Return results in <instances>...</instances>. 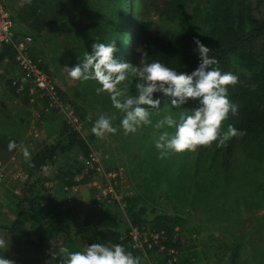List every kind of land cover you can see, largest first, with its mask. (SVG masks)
I'll return each mask as SVG.
<instances>
[{
  "label": "rangeland",
  "instance_id": "374dc122",
  "mask_svg": "<svg viewBox=\"0 0 264 264\" xmlns=\"http://www.w3.org/2000/svg\"><path fill=\"white\" fill-rule=\"evenodd\" d=\"M8 1L14 6L22 0ZM0 2L14 18L7 0ZM239 2L245 11L247 27L264 21V0ZM169 3L170 0H109L106 3L107 16L111 18L116 13V22L105 33H99L98 26L87 19L78 20L80 11L75 9L72 17L67 16L64 26L48 29L41 38L34 39L33 54L56 81L67 110L78 118L82 117L81 136L89 153H96L98 162L91 170L95 173L92 172L90 182H82L90 172L85 174L84 171L71 178L77 167L84 165L86 154L82 150L76 147L56 157L54 164L41 173L44 191L37 194L38 201L32 204L36 209L30 214L37 209L58 205L71 218L87 223L88 233L111 229L120 232L123 239L131 228L126 217L125 199L133 198L136 200L135 212L141 211L148 219L175 216L183 220L185 234L190 239L187 245L190 250L186 251L190 264H264V161L246 155L241 135L228 139L229 166L225 171L219 167L220 157L212 170L204 158H200V149H204L207 156L209 145L161 158L154 147L152 126L125 135L119 129L120 114L112 107L108 94H97V82L72 80L62 68L82 60L85 51L91 52L93 43L112 41L117 49L116 57L138 64L148 45L157 47L158 36L175 28L161 16ZM205 7L206 0H187L186 14L192 19L195 8L202 11ZM71 22H76L74 28L77 32L70 28ZM197 28H201L200 22ZM262 52L264 33L245 46L235 59L228 60L226 72L238 77L237 83L229 86L230 92L254 89L260 72L264 78V68L252 73L235 64L237 59L252 63ZM13 75V71L1 70L0 73V141L4 147H0V224L9 223L14 218L16 198L23 187L29 162L23 156L24 150L27 149L32 157L46 145L65 143L69 131L64 115L48 108L43 101L35 100L33 106L28 107L21 105L7 83L8 77ZM129 79L132 83L122 82L121 87L127 86L126 94H134L135 77ZM237 105V113L230 112L222 122L221 133L226 132L229 125L238 123L242 103ZM182 107L187 109L185 105ZM180 111V108L173 109L166 100L159 110L153 112L151 119L154 124L168 114L178 118ZM113 113H116L113 124L118 128L117 133L97 138L91 132L95 120L100 114ZM10 141L16 143L12 150L8 148ZM103 169L118 174L113 199L105 190L108 182L102 175ZM211 174L218 177L213 179ZM44 226L42 222L36 225V229L41 231ZM0 238L9 241L8 248L0 250V254L15 264H54L27 246L20 236L0 229ZM119 244L129 251L128 245ZM85 248V245L74 244L70 251Z\"/></svg>",
  "mask_w": 264,
  "mask_h": 264
},
{
  "label": "trees",
  "instance_id": "16d2710c",
  "mask_svg": "<svg viewBox=\"0 0 264 264\" xmlns=\"http://www.w3.org/2000/svg\"><path fill=\"white\" fill-rule=\"evenodd\" d=\"M109 0H22L26 4L28 17L32 20L31 26L34 28L32 34H22L15 28V37H30L32 44L34 39H39L45 35L46 30L56 26H64L68 15L73 16L75 9H79V19H84L98 26L99 33L108 32L110 25L115 23L116 13L108 18L106 12V3ZM187 0H170L168 6L161 13L166 20L175 26L172 31H166L159 35V44L157 47L148 45L146 60H159L168 67L179 71L191 73L198 66V55L193 51L195 45L193 38H198L208 46L213 56L218 61L216 65L221 71L226 72L227 62L230 58L235 59L241 50L249 45L258 36L264 33V21L257 24L244 23L245 11L239 0H206L204 10L195 8L193 18L189 19L186 14ZM120 15V14H119ZM201 17V18H200ZM13 18V17H12ZM14 20V19H13ZM249 19H247V22ZM200 22L201 28L198 29ZM76 22H71L70 28L75 30ZM247 27V28H245ZM77 32V30H75ZM93 36H98L94 34ZM33 47L30 48V57L33 61H39L40 69L48 73L41 60L33 54ZM15 52L10 46H3L0 49V73L15 70ZM235 64L246 71H255L264 68V52H262L252 63H244L235 60ZM3 68V69H2ZM261 72L257 75L256 86L252 90H241L230 92L228 97L230 101L242 103L239 110L240 118L238 123L232 124L234 128L244 132L241 135L243 148L246 155H254L259 161H264V78ZM14 77H8L7 83L11 87V94L20 101L21 105L28 107L33 106L30 103L29 86L23 90L17 91L18 86H13ZM167 98L161 99V105ZM196 102L189 100L185 106L187 109L195 107ZM155 110H153L154 112ZM77 116V115H76ZM82 121V117H79ZM68 126V125H67ZM69 130L66 134V142L55 143L42 147L34 154L26 165L25 181L16 198L15 214L12 221L6 224H0V229L10 235L20 236L27 246L37 251L40 255L51 263L59 264L60 258L65 257L62 248L67 247L69 250L74 244L91 245L93 243L119 244L128 245V233L122 239L120 232L111 229H102L96 233H88V224L80 223L71 218L62 211L58 205H53L48 209L35 210L33 214V205L38 201L37 194L44 191V182L41 177L42 171L49 165L54 164L55 158L64 153L73 151L76 147L82 150L86 155L84 165L77 167L73 176L80 175L85 171L88 176L81 181L91 180L90 177L95 173L87 170L85 162L88 160L89 151L81 132ZM0 141V147H2ZM208 155L204 154V149H200L199 156L203 157L207 166L212 170L216 160L220 157L222 171L227 170L229 166L228 155L230 152L229 140L224 145L217 147V142L208 146ZM94 172V173H92ZM213 179L218 177L217 174H211ZM125 212L131 227L143 229L145 231L161 233V247L164 251L173 249L178 251L179 259L176 264H190V258L187 257L186 251L190 239L187 238V231L184 230L183 220L175 216H156L148 219L141 214V211L135 212V202L133 198L125 199ZM33 204V205H32ZM40 215L36 217V215ZM44 222L43 229L37 230L36 225ZM130 230V229H129ZM129 246V245H128ZM134 256L141 258V264H167V257L163 251H159L158 245L151 248L129 249Z\"/></svg>",
  "mask_w": 264,
  "mask_h": 264
},
{
  "label": "clouds",
  "instance_id": "9594fccd",
  "mask_svg": "<svg viewBox=\"0 0 264 264\" xmlns=\"http://www.w3.org/2000/svg\"><path fill=\"white\" fill-rule=\"evenodd\" d=\"M193 43L199 63L191 73L178 72L159 60L148 61L145 59L147 52L143 53L138 64L133 65L114 55L117 52L114 41L93 43L91 52L85 51L82 60L62 68L72 80L97 82V94H108L112 107L120 114L119 129L125 135L152 126L154 147L160 157L165 158L171 153L194 151L198 146H208L213 142L220 147L231 137L244 135L232 125L221 133L222 122L230 112L235 115L238 111V105L228 97L229 86L235 85L238 77L221 71L216 66V58L209 55L211 49L200 39L193 38ZM130 76L135 77L134 94H126L127 86L121 87L122 82L132 83ZM162 98H167V104L173 109L180 108V114L178 118L165 115L153 124V110H159ZM189 100L195 101L196 106L183 108ZM115 119L116 113L100 114L91 132L97 138L116 134ZM15 147V141H10L9 150ZM23 156L26 161L31 158L27 149ZM8 245V240L0 238V250L8 248ZM61 251L65 257L60 258L59 264H141V258L121 244L93 243L83 251H70L67 247ZM0 264L15 262L0 254Z\"/></svg>",
  "mask_w": 264,
  "mask_h": 264
},
{
  "label": "built area",
  "instance_id": "2783aa9c",
  "mask_svg": "<svg viewBox=\"0 0 264 264\" xmlns=\"http://www.w3.org/2000/svg\"><path fill=\"white\" fill-rule=\"evenodd\" d=\"M31 45L32 40L30 37H15L14 20L0 2V49L3 46H10L15 52V71L17 74L14 76L12 85L18 86L17 91L23 90L24 86H29L30 103L33 104L35 100L43 101L48 108L59 111L64 115L69 128L75 132H81V122L74 113L68 111L65 107L60 97L56 81L40 69L39 61H33L30 57ZM97 162L98 158L96 153L90 152L88 160L85 162L86 169L94 170L93 168ZM101 172L108 182L105 190L110 198L113 199L118 174L108 169H103ZM128 238L130 249H149L153 245H158L159 251H163L167 257V264H176L178 262V251L173 249L164 251L163 247H161V233L131 227ZM136 245H139V247H136ZM148 264L152 263L148 262Z\"/></svg>",
  "mask_w": 264,
  "mask_h": 264
},
{
  "label": "crops",
  "instance_id": "0c3cea01",
  "mask_svg": "<svg viewBox=\"0 0 264 264\" xmlns=\"http://www.w3.org/2000/svg\"><path fill=\"white\" fill-rule=\"evenodd\" d=\"M7 3L11 5V3L7 0ZM11 10H13L14 16V22H15V28L18 32L22 34H32L36 31H34V28L31 26V19L28 17L29 12L26 11V4L22 1H17L14 6L11 5ZM14 75L17 74V72L14 70ZM14 75L12 77H14Z\"/></svg>",
  "mask_w": 264,
  "mask_h": 264
}]
</instances>
